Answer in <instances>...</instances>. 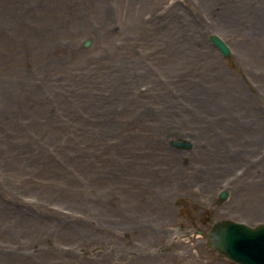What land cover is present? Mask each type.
<instances>
[{"label": "rangeland", "instance_id": "374dc122", "mask_svg": "<svg viewBox=\"0 0 264 264\" xmlns=\"http://www.w3.org/2000/svg\"><path fill=\"white\" fill-rule=\"evenodd\" d=\"M220 219L264 223V0H0V264H239Z\"/></svg>", "mask_w": 264, "mask_h": 264}, {"label": "water", "instance_id": "95a60500", "mask_svg": "<svg viewBox=\"0 0 264 264\" xmlns=\"http://www.w3.org/2000/svg\"><path fill=\"white\" fill-rule=\"evenodd\" d=\"M209 39L224 55H228L229 49L219 36L210 34ZM89 42L86 40L84 45H88ZM170 143L177 147L190 146L188 141L180 138ZM226 195L227 192L222 190L218 198L223 199ZM206 239L208 246L212 247L215 252L237 263L264 264V223L250 226L232 219L217 220L207 231Z\"/></svg>", "mask_w": 264, "mask_h": 264}]
</instances>
